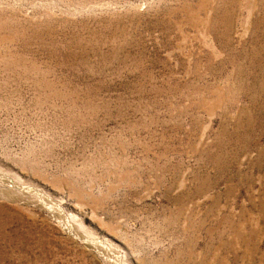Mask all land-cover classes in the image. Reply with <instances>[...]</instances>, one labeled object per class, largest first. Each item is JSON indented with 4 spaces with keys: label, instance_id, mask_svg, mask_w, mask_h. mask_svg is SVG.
<instances>
[{
    "label": "rangeland",
    "instance_id": "374dc122",
    "mask_svg": "<svg viewBox=\"0 0 264 264\" xmlns=\"http://www.w3.org/2000/svg\"><path fill=\"white\" fill-rule=\"evenodd\" d=\"M0 173V264H264V0H0Z\"/></svg>",
    "mask_w": 264,
    "mask_h": 264
},
{
    "label": "bare ground",
    "instance_id": "6f19581e",
    "mask_svg": "<svg viewBox=\"0 0 264 264\" xmlns=\"http://www.w3.org/2000/svg\"><path fill=\"white\" fill-rule=\"evenodd\" d=\"M0 174H2V173H0ZM1 176H4L3 174L1 175ZM5 177V176H4ZM6 180H8V179H6ZM66 223V222H65ZM70 225H72V224H70ZM69 226V225H68ZM81 226V225H80ZM69 229H70V227H69ZM79 229V228H78ZM74 230V229H73ZM76 233V232H75ZM77 235H78V233H77ZM81 236V235H80ZM86 239H88L89 241H92L93 240V238H91V237H88V238H86ZM89 243H92V242H89ZM100 243V242H99ZM102 245H103V243H102ZM107 245V244H106ZM105 245V246H106ZM107 247V246H106ZM108 250V249H107ZM111 251V250H110ZM106 253V252H105ZM111 256V255H110ZM112 258V257H111ZM113 259V258H112ZM118 264V263H117Z\"/></svg>",
    "mask_w": 264,
    "mask_h": 264
}]
</instances>
